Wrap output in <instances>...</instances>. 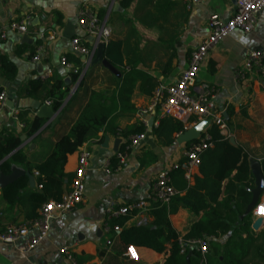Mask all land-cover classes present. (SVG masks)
Here are the masks:
<instances>
[{
	"label": "crops",
	"instance_id": "obj_1",
	"mask_svg": "<svg viewBox=\"0 0 264 264\" xmlns=\"http://www.w3.org/2000/svg\"><path fill=\"white\" fill-rule=\"evenodd\" d=\"M84 9L93 13L101 25L111 30L109 39L123 41L128 48L136 49L128 55L134 56L138 64L133 70L135 75L130 76L128 106H114L105 131L99 132L97 137L89 138L78 150L66 156L63 172L73 176L78 152H88L83 203L69 213L60 214L51 223L47 237L31 252L19 251L18 244L6 245L0 242V264H71L59 255L61 247L69 249L76 264H163L167 257L169 245H166V252L162 254L139 247L138 262L128 261L122 256L124 247L119 244L118 239L110 248L105 247L106 236L102 225L108 207L128 205L139 200L146 201L147 209L120 218L125 219L121 227L125 229L137 226L141 219L146 221L144 226L150 225L153 220L151 189L155 176L161 170L178 163L188 143L178 144L176 136L169 147L158 144L152 133L157 122V111L147 119L149 121L152 118V125L150 131L149 128L146 129L145 140L138 149L130 151L120 169L107 175L103 166L115 157L125 143L116 134L117 131L139 125L136 111L148 106L153 92L148 91L145 82H154L155 88L159 84H172L185 69L190 52L207 35L206 25L209 18L213 15L223 20L230 18L235 9L234 1L202 0L191 11H186L184 0H134L127 9L121 6V0H0V28H6L14 21H26L27 27L25 35L7 31L6 39L0 41V56L12 63L16 70L12 80L0 72V89L6 95L5 107L0 111V135L11 132L20 137L25 136L21 132L20 123L14 119V113L23 111L28 118H33L35 111L21 108L22 100L29 98L42 103L26 94L30 82L44 80L42 76L47 75L45 80L50 84L61 81L68 88L61 107L64 110L60 111L55 125L46 126L41 131L42 142L38 143L39 146L32 142L33 138L26 136L25 142L20 141V150L27 154L32 165L42 162L50 152L49 150L44 153L43 141L52 145L68 133L87 103L91 91H113L115 79H122L127 73L126 67H113L116 75L100 64L83 68V57L70 53V42L74 38L82 39L92 49L94 40L85 37L77 25L79 12ZM250 50L259 52L264 61V10L252 33L245 35L234 32L209 52L208 58L199 67L195 83L214 91L215 109L222 115L226 114V118L222 116L224 122L228 120L227 112H232L230 126H226V139L229 141L233 138L234 147L242 148L248 159L259 162L262 171L264 90L260 88V83H264V79L257 70L246 74L244 79H238L236 75ZM35 55L39 56L37 62L32 60ZM171 55H174L172 65L166 71L167 60ZM62 57H68V63L72 66L73 60L79 59L81 62L80 70L82 75L85 74V79L79 90L77 87L74 89L77 82L71 81V72L60 65ZM125 60L124 57L123 65ZM66 79L67 85L64 84ZM8 102L13 104L12 111L6 107ZM116 140H120V143L117 152H114ZM7 158L8 156L3 161ZM15 168L26 171L20 167ZM194 173V176L198 175V169ZM31 175L34 185L31 187L28 184L24 195L39 192L36 176L34 173ZM1 190L0 226L3 228L11 224L25 223L26 205L8 209L2 199ZM201 215L195 216L181 208L169 217V221L178 236L183 237L200 220ZM252 232L258 237L257 244L263 243L264 219L260 229ZM223 242L218 241L220 245ZM250 259L253 260L249 264H264V260H257L255 253Z\"/></svg>",
	"mask_w": 264,
	"mask_h": 264
},
{
	"label": "trees",
	"instance_id": "obj_2",
	"mask_svg": "<svg viewBox=\"0 0 264 264\" xmlns=\"http://www.w3.org/2000/svg\"><path fill=\"white\" fill-rule=\"evenodd\" d=\"M133 1L121 0V6L127 9ZM134 51H136L135 48H128L123 41L109 39L105 45L104 59L116 69L128 68L127 73L122 79L114 78L115 89L113 91L97 90L89 93L87 103L69 128L68 133L51 145L49 154L39 164L32 165L27 154L22 150L11 154L21 144L18 134L9 132L4 133L6 135H0V174L9 175L12 167L23 168L30 174L37 173L36 182L39 188L37 193L24 195L28 187V179L25 176L19 177L1 190L2 199L8 209L26 205L25 222L35 220L38 217V211L45 203L59 202L68 190L73 176H68L63 172L66 156L78 150L89 138L97 137L99 132L105 131L114 106L119 105L121 108L123 105L128 106L127 92L130 90V76L135 75L133 70L138 65L136 58L128 55ZM173 56L171 55L167 60L166 71L171 68ZM124 57L126 58L125 65H123ZM72 62L77 73L71 72V81L78 82L77 90H79L83 85L85 74L80 77L81 62L79 59ZM0 72L1 75L12 80L16 70L12 63L0 56ZM145 86L148 91H151L154 90L155 83L147 80ZM67 93L68 88L64 87L61 81H54L50 84L46 80L30 82L26 91L27 95L37 98L42 103L50 101L54 111L62 107ZM243 114L245 116V113ZM227 116L228 120L225 124L229 128L232 112L228 111ZM16 119L22 125L21 132L27 138H33L32 142L36 145L42 142V132L36 135L42 127V120L35 116L28 118L27 113L23 111L16 114ZM138 124L124 131H117L116 134L125 140L119 153L129 154L130 150L126 149L129 144L128 138L146 131L143 125ZM183 132V124L172 118L159 120L158 125L152 131L161 147L171 146L176 136ZM207 133L210 136L211 147L200 157L198 175L193 177L192 183L186 181L184 178L185 159H180L169 174L170 184L177 194L167 205L151 199L153 220L150 225L122 229L121 225L125 219L111 222L112 226L121 227L117 239L124 250L127 246H133L137 249L142 247L162 254L166 252V245H169L163 264H186L185 258L188 253H191L190 264H249L250 260H253L250 259L253 253L256 254L258 261L264 260V248L262 247L264 238H262L263 243L257 244L258 237L254 236L251 229V216L248 215L240 220L251 201L249 189L254 186L248 155L242 148L230 145L228 139L220 134L217 126H211ZM8 155L10 156L3 161ZM119 167V159L116 156L109 160L108 168L111 173ZM262 172L264 174V164H262ZM181 208L187 209L195 216L202 214L200 220L183 237L178 236L169 221V217L175 215ZM262 235L264 237V232ZM205 238L209 240L210 255L203 260L197 250L187 246V242ZM179 240L186 247L184 254L181 253ZM221 240L224 241L222 246L218 243Z\"/></svg>",
	"mask_w": 264,
	"mask_h": 264
},
{
	"label": "built area",
	"instance_id": "obj_3",
	"mask_svg": "<svg viewBox=\"0 0 264 264\" xmlns=\"http://www.w3.org/2000/svg\"><path fill=\"white\" fill-rule=\"evenodd\" d=\"M234 13L227 20L220 19L213 15L207 21V35L200 43L190 52L186 61L185 69L182 70L174 82L170 85L159 84L152 92L147 107L140 108L136 111L138 122L148 129V117L157 114V122L164 118H172L179 121L184 126V132L197 126L203 121H208V127L202 131L199 137L184 148L182 158L185 159L184 178L188 182H192L194 172L197 171L200 164V157L206 151L210 144V136L207 130L211 126H217L220 134L227 138V128L222 114L215 109L214 91L205 86L196 85L198 70L200 65L206 61L209 52L217 46L223 39L230 36L234 32H240L249 35L255 29L261 12L264 10V0H233ZM202 0H184L186 11L200 4ZM78 28L83 32L85 37L94 40L92 49H90L85 41L80 38H74L70 42V53L76 57H83V68H87L93 57V53L99 44L106 45L111 35V30L101 25L96 16L88 10L84 9L79 12L77 20ZM7 31L25 35L27 32L26 21L11 22L6 28H0V41L6 39ZM33 61H39V56L35 55ZM60 65L68 71L77 73V69L67 62L66 57L60 59ZM258 71L264 79V61L259 52L250 50L246 53L242 66L236 72L238 79H244L246 74ZM82 72L80 70V77ZM47 75H43L42 79H46ZM78 83V82H77ZM260 88L264 90V83H260ZM6 95L0 93V111L5 107ZM45 105L51 106L50 101H45ZM14 113V119H16ZM155 123L157 126L158 123ZM22 127L21 124H19ZM155 126V127H156ZM183 132V133H184ZM182 134V133H181ZM179 134V135H181ZM177 135V137L179 136ZM146 131L142 134L132 135L128 138L127 150L133 151L138 149L145 140ZM128 154H121L119 151L116 157L119 159L120 167L124 164ZM88 152L80 150L77 154V165L73 177L69 184L68 190L62 195L59 202L48 201L38 211V217L22 224H11L5 227L0 226V242L6 245L18 244V250L27 253L38 248L41 242L47 237L51 223L58 218L60 214L69 213L78 205L83 203L84 199V179L86 176ZM177 163L168 169L161 170L154 179L151 189V199L162 205H167L170 200L177 194L170 184V171ZM109 161L103 166L104 172L109 175ZM120 167L118 169H120ZM117 169V170H118ZM37 176V173H34ZM147 209V203L139 200L132 204L119 207L110 206L105 211V221L102 225V231L106 236L105 247L110 248L121 232V227L111 225L113 220L125 218L133 213L144 212ZM252 223L257 219H264V199H260L252 214L250 215ZM1 219V214H0ZM145 219L138 221L137 226H144ZM181 253L185 252V245L179 240ZM188 247L197 250L201 258L204 260L209 253L208 240L202 239L198 241H188ZM59 255L64 257L71 264H76L67 247L59 249ZM123 258L131 262H138V249L133 246H127L123 252ZM54 264V263H43Z\"/></svg>",
	"mask_w": 264,
	"mask_h": 264
},
{
	"label": "water",
	"instance_id": "obj_4",
	"mask_svg": "<svg viewBox=\"0 0 264 264\" xmlns=\"http://www.w3.org/2000/svg\"><path fill=\"white\" fill-rule=\"evenodd\" d=\"M104 49H105L104 44H99L97 46L95 54L93 56V59L90 62V65L100 64L104 68H106L107 70L116 74L113 67L103 57ZM64 84L65 85L68 84L67 79L64 81ZM77 84L78 83H76V86L74 87V89L77 87ZM6 107L11 111L13 110V104L11 102H8L6 104ZM20 107L25 108V109L34 110L35 111V117H37L40 120H45V123L42 125V127L39 129V131L36 133V135H38L46 126L55 125L59 119V114L61 111V108L58 111H54L51 106H47V105H45V103L33 101L32 99H29V98L23 99L22 105ZM222 116H225V118H226L225 113H223ZM151 125H152V118H150L148 121L149 131H150ZM208 125H209L208 121H203V122L199 123L197 126L191 128L188 131L179 135L176 139V142L178 144H181V143H190L192 141H195L199 137V135L202 133V131H204L208 127ZM20 141L25 142L26 137L21 136ZM119 143H120V140L115 141V145L113 148L114 152H117V148L119 146ZM229 144L234 146L233 138L229 139ZM21 147H22V145H20L11 154L20 150ZM10 155H8V157ZM249 167H250L251 176L253 178L254 187L249 190V192L251 194V201H250L249 205L247 206L244 214L240 217V220H242L244 217L252 214V211L254 210V208L258 204L259 200L264 195V175L261 171V167H260L259 162L255 161L253 159H249ZM22 176L27 177L28 184H30L31 187L34 185V179L29 172L22 171L20 169L12 167L9 175L0 174V189L5 188L7 185L13 183L16 179H18L19 177H22ZM262 222H263V220L261 218H257L251 225L252 231H254V232L258 231L262 225ZM190 256H191V253H188L186 255V258H185L186 264H190L189 263Z\"/></svg>",
	"mask_w": 264,
	"mask_h": 264
},
{
	"label": "rangeland",
	"instance_id": "obj_5",
	"mask_svg": "<svg viewBox=\"0 0 264 264\" xmlns=\"http://www.w3.org/2000/svg\"><path fill=\"white\" fill-rule=\"evenodd\" d=\"M44 145V153L48 152L49 150H51V144L48 141H43L42 143ZM35 154V153H34ZM33 154V155H34ZM220 246V245H219Z\"/></svg>",
	"mask_w": 264,
	"mask_h": 264
}]
</instances>
